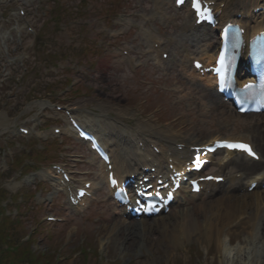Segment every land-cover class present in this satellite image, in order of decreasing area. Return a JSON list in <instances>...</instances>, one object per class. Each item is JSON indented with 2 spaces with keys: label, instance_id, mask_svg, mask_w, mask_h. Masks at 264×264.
I'll list each match as a JSON object with an SVG mask.
<instances>
[{
  "label": "rangeland",
  "instance_id": "374dc122",
  "mask_svg": "<svg viewBox=\"0 0 264 264\" xmlns=\"http://www.w3.org/2000/svg\"><path fill=\"white\" fill-rule=\"evenodd\" d=\"M112 1L115 2V6L117 8L123 4V2L120 0H67L65 6L67 5V9L72 10V12L61 25H59V22L63 18L64 11L61 9L59 12L55 10L50 12L52 19H59V22L54 25V29L51 31L52 55L50 58V65H38V67L40 68L36 70V72H40L41 70H43L44 74H48L50 76V91L47 95L54 97V99L57 101L62 100L64 102H68V104L71 105H86L91 106V108H93L92 106H95L98 103L104 105V103L102 102L105 101H109L110 103H112L113 107L115 106L116 109H124V106H129L127 116L121 118L125 121L131 122L132 124L139 121L144 122L146 120H151V118L155 119V116L153 114L158 113H160V120L168 119L172 121L171 119L174 117L178 118L179 120H177L179 122L180 117L178 115L181 114L176 113V109H174L173 106V103L177 101L178 97L167 96L171 95L170 92L167 94L164 91L156 89L147 90L146 85L151 84L147 81L149 78H153L157 83L160 84L159 86H162V84L165 85V83L167 82L168 74L167 72L161 70L160 67L156 66L153 60L148 56V54L144 53V45L140 46L141 49H138L136 47L138 45V39H136L135 36V29H131L128 33L121 35L114 45L123 44L124 42H130L133 44L134 42L135 51H132V56L134 58H139L138 62L141 63L140 66L130 65L129 67L127 63L113 64L112 66V61L110 60L108 52L104 48H99L97 46V54L89 57L93 59L92 61L89 59L82 60L77 55H63V53L65 52V44H77L78 39L76 37L78 36V33L81 34V37L83 39H86L90 41L91 44H94V46L97 44V41L99 42V45H101L102 40H107L104 39L101 35L97 36L98 34H96V32L98 31L97 29L100 27V25H98L93 30H90L87 27H82L81 30L77 31L74 27L78 26H75V24H73L76 20L85 19L86 21H88L92 19V17L94 18V16L102 15V19L106 18L107 22L109 23V29L117 30L119 28L117 23L116 25L113 24V21L115 20V13L117 11H111ZM125 2L127 3H124L123 7L121 8L124 9V11H129V13L134 17H136V12L141 10V6L150 8L148 0H125ZM128 3H130L131 5H128ZM75 9L82 10L84 14H75ZM156 28H159L158 30L159 32H161L160 34H164L165 36L172 34V29H169L165 25H162L158 22L156 23ZM83 35L88 37L84 38ZM29 42L31 41L29 40L28 42H26L23 48L28 49ZM79 48L80 50L77 52L73 46L66 47L68 52L77 54L92 52L91 46L86 42H82ZM20 49L21 48H18L17 52H19ZM113 49L114 47L111 48V50ZM58 50H60L61 56L57 57V53L54 52ZM142 53H144V55ZM74 57L80 58L81 63L79 62L78 64H75L74 62L76 59ZM41 61L42 60H37L36 58V60L32 62L31 66L34 67L35 64H38V62ZM82 63L91 65V68L89 70L82 69L80 75L78 67ZM40 74L41 73H37V75ZM171 76H175V72H172ZM163 77L164 80L161 81ZM34 78H36V76H34ZM71 78H81L80 84L76 86V94L72 91L71 93H65L62 96H58V90L60 89L58 87H64L66 85V80ZM158 79H160L159 82ZM56 85L58 86L56 87ZM172 87L173 86H169L167 88ZM136 89H141V91L136 93ZM39 91L40 89L38 90V92ZM44 94L45 92H40L38 96L41 97V95H43L42 97H44L46 96ZM131 95L134 96V98L130 100L129 96ZM170 101H172V104L170 103ZM141 103L142 105L140 106ZM159 105L162 107V110L158 112L157 109ZM154 106L157 107V109H153L155 108ZM184 108H188L186 104H184ZM25 113L26 112H23L21 113V115L24 117ZM198 114L199 111L197 110L196 113H194L192 116L196 124L192 126V131L197 134L198 137H201V134L209 135L211 133H215V131H220V128L222 126L221 123L214 122L213 119L205 118ZM20 119L21 118H17L15 120ZM245 121L247 120L242 117L239 118L236 125L228 127V130L230 131L232 129L235 130L240 128ZM180 127L181 124L178 126V128ZM9 141H13L15 142V144L21 145L19 146L20 151L32 154V156L27 155L23 158L27 159L26 161H24L25 164L28 165L25 170L27 171V176H29V174L31 173L29 169L53 161L49 158L45 159L48 156L46 155V145L43 146L42 144L43 141H37L33 137L30 138L21 136L17 139H9ZM73 143L76 146L73 147L77 151L86 152V150L79 148V145H76L75 142H72V144L70 142V145L68 144L57 149L59 156L57 160H61V157H65V153H63L66 152L65 149L69 148L67 151L72 150V147L70 146H72ZM26 148H28L29 150H26ZM37 152L42 153L39 154ZM17 154L18 152L15 150V154L13 157H15ZM87 157L90 158L89 154H87L85 158L87 159ZM8 159L11 160L12 157H9ZM14 164L11 165L9 170L6 172H3L2 170V172L0 173V177L1 174L4 176L2 180L7 179L6 181H8L10 177L18 179V177L23 174L22 173L20 175L21 172L16 169ZM0 165H4L3 158L0 160ZM6 168L7 166L3 167L2 169ZM26 175L22 177V180L26 177ZM2 180L0 178V189L5 187L6 181ZM26 187L27 190L30 187L33 188L32 192H35L34 196H39L41 200H44V198L48 196V193L51 192L50 190H48V188L44 187L42 194L39 195V190L42 189L41 186L26 185ZM0 192L4 194L0 201V204L3 203L4 200H6L3 203L5 205L9 202L11 193L7 190L5 192ZM26 194H28V192H26ZM22 196V193L13 195L12 204H9L7 206V212L11 213L12 209L16 206L14 202L19 203L23 201V204H21L23 207L27 202L31 203L29 208L25 209L28 213L23 215L19 214V217L22 219V226L12 227L15 229V232L11 230H4L2 231L0 236V257H7L8 259L13 258L15 264H18L20 262V259H24L21 261V264L30 263L31 258L28 257V255L23 251L22 248L26 247V244H30L31 241H34L31 246L33 251H36V254L39 253V255H47L51 251H53L51 255H56V261L52 260L49 264H200L198 258H200L201 262L204 264H226V261H224L222 255L220 256L218 254V250L214 242H205V244L201 246L198 242L192 241L188 245L189 249L184 256L182 254L183 250H176L175 248H171L169 250V253H167V250L162 246L164 242H161L159 244V240H157L156 238H149L148 236L151 235L144 234L142 230L135 229V227L123 229L120 234L118 233V231V241H115L113 238L107 240L106 237L108 236L109 228L104 230L103 225L107 223L105 225L109 226L113 220L108 221L106 219L103 222L92 224L89 233L81 231V233L75 235L76 226H78L79 224L86 226L87 223L92 222L94 219H97L99 217H103V215H101L98 211H86L84 215L82 213H75V211L73 212L69 209H66V207L64 206V200H61V198L54 199L52 202L42 201L43 205L36 207L34 206L36 200H34L33 196L30 198H28L26 195L23 196V198ZM203 199L206 200L207 198ZM50 213L58 215L65 214L67 216V220L66 222L61 224L46 223V221H44V217L45 215ZM28 215L31 216L27 217ZM37 221H43V223L37 226L38 230H49L50 236L54 234V238L51 241L46 239L50 236L46 237L44 232L43 234L42 232L38 234L34 233L35 231L33 230L37 225ZM89 225L90 224H88V226ZM92 227H94V230H91ZM129 238L131 239L130 241L134 242V244L131 246H128V244L125 242V240L127 241V239ZM8 241L15 245L22 244L17 247L18 252L4 253L2 251L1 248H5L3 244L9 243ZM232 244H236V239L233 238ZM147 247L150 248V252L154 253V257H152L153 255L147 250ZM82 248H85V250H87L85 254H82V252L80 251ZM138 253H141V255H138ZM196 255L198 256V258L196 257ZM34 256L35 255L32 254V259H34ZM50 258L53 259V256H51ZM253 264H264V261L262 262L261 259H258Z\"/></svg>",
  "mask_w": 264,
  "mask_h": 264
},
{
  "label": "bare ground",
  "instance_id": "6f19581e",
  "mask_svg": "<svg viewBox=\"0 0 264 264\" xmlns=\"http://www.w3.org/2000/svg\"><path fill=\"white\" fill-rule=\"evenodd\" d=\"M224 1L226 4H230V0ZM152 2L154 4L149 11L143 10L146 14L142 16V22H153L154 18H158L162 23L168 24L172 22L175 17L180 18L182 21V24L178 23L177 26L174 27L175 35L173 34L174 36H171L172 38L170 41L166 42L167 50H162V52L167 51L172 55L168 61L177 64V66H179L178 62L180 65L185 66L186 63L189 65L191 56L209 59L214 50V45L206 38L209 35L207 28L195 25L194 17L189 9L186 6H183L180 10L175 9L172 0H152ZM253 6L264 7V0H237L233 3L232 13H228L224 9L221 18L225 21L233 17L235 13H241L243 18L237 20L246 26L249 34H252L258 29L264 28V12L253 14L250 9ZM170 9L178 11V16H171L169 14ZM159 11H162V13H159ZM140 33L145 35L147 41L151 40L154 36L151 30L144 28L140 30ZM142 40L145 42L143 37ZM161 45L162 44H160V46ZM151 49L154 51L157 58V53L160 49ZM125 58V56L120 54V57L115 60L113 59L112 62H123ZM157 62L163 63V61L159 59ZM180 71L187 76L188 80V83L176 85L174 88V90L179 93L182 100H189L188 97L195 96L193 98H196L199 103L198 107L203 112L210 108L215 109V107L223 104L221 100H208L207 94H214L215 96L216 94L213 88L205 85L209 83L207 75L200 76L182 67H180ZM197 93L199 95H195ZM188 104L191 105L189 101ZM42 106L43 104H41V107ZM97 107L101 109V115L104 117H107L111 111L120 116H126L129 111V106H124V109H117V111L112 109L111 106L110 108L102 106ZM184 115L187 114L185 113ZM112 120L114 122L110 121V124H106L107 128L120 130L124 134L128 132L124 127L121 128L122 124H118V121H116L117 118L112 117ZM186 120L188 119L185 118L184 120H180V123L186 122ZM138 125L146 132L150 131L151 133H155L157 136L155 137V141L161 143L162 146L168 143V149L171 150V155L180 153L176 152L174 148L171 147V145H174L172 141L178 138L183 142L187 141L188 143L197 144V142H195L197 136L193 133L191 126L182 129L181 132H173L169 126H157L158 124L154 122L139 121ZM190 125H192V122H190ZM174 126L175 125L172 124V127ZM250 126L253 130L252 140L255 142L264 158V141H262V137H264V123L261 124L255 121L252 122ZM215 138H218V136ZM248 138L249 136H237L230 137L229 139L249 140ZM163 140L165 141L163 142ZM148 146L150 147L152 145ZM146 151H148V149H146ZM183 151L184 150H182L181 153ZM148 153L149 152H141L137 157H133L132 152H128L124 157H120L122 151H117L113 154L118 158V162H127L129 160V162L133 164L148 160L147 157H144L145 155H149ZM263 158L261 161H254L242 155L235 157L229 164L234 163V165L241 166L246 171L254 173L250 176L252 177L251 179L258 176L264 178ZM92 160L95 161L94 158ZM120 166H122V164H120ZM99 176L101 177V173ZM240 182H242V180H238L237 184L240 185ZM63 186L64 185L60 184V187ZM232 186L234 185H229L228 187ZM208 190L212 194L216 191L214 188H209ZM216 193L217 192L214 193V197L211 200L200 201L192 205H189L191 197H186L183 194V199H181L180 202L181 208H178L175 212L158 217L152 222L142 218L133 225H136L137 229L142 230L144 234H149L152 238L159 240V244L164 242L165 244H162V246L167 250V253H169L171 248L177 250V248L184 247L189 242L198 240L202 242L203 245L205 242H214L219 254L222 255L224 261H226V264H253L258 259H261L263 262L264 189L254 188L252 191H247L246 189L241 191L238 189L235 192H232V190H224V193ZM185 200H188V204H184ZM126 223V219H115L109 226L104 224V230L109 228L108 236L106 237L107 240L113 238L116 241L118 239L117 232H120L121 228H123ZM233 238L237 240L236 244H232ZM130 240V238L127 239V241L125 240L128 246L134 244V242ZM147 250L150 252V248L147 247ZM150 253L153 255L152 257H154V253Z\"/></svg>",
  "mask_w": 264,
  "mask_h": 264
},
{
  "label": "snow or ice",
  "instance_id": "6c2138e0",
  "mask_svg": "<svg viewBox=\"0 0 264 264\" xmlns=\"http://www.w3.org/2000/svg\"><path fill=\"white\" fill-rule=\"evenodd\" d=\"M184 0H176V3L182 4ZM192 7L196 10L197 16L201 15V3L200 0H192ZM197 67H199V64H197ZM245 87H250V85H245ZM223 147H227L229 149H239L242 151L247 152L250 156L255 157L256 153L252 150L251 146L244 143H233V142H223ZM156 195H159V193H156Z\"/></svg>",
  "mask_w": 264,
  "mask_h": 264
}]
</instances>
